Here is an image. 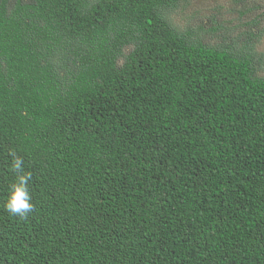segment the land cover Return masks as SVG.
Segmentation results:
<instances>
[{"label": "trees", "instance_id": "1", "mask_svg": "<svg viewBox=\"0 0 264 264\" xmlns=\"http://www.w3.org/2000/svg\"><path fill=\"white\" fill-rule=\"evenodd\" d=\"M183 1L0 0V264H264L259 20L212 43Z\"/></svg>", "mask_w": 264, "mask_h": 264}, {"label": "rangeland", "instance_id": "2", "mask_svg": "<svg viewBox=\"0 0 264 264\" xmlns=\"http://www.w3.org/2000/svg\"><path fill=\"white\" fill-rule=\"evenodd\" d=\"M172 17L181 29L191 28L212 43L241 34L249 29L248 23L258 19V25L252 26L257 34L254 44L257 52L264 53V0H187L173 11ZM214 20L221 28L209 31ZM259 74L264 76V64Z\"/></svg>", "mask_w": 264, "mask_h": 264}, {"label": "clouds", "instance_id": "3", "mask_svg": "<svg viewBox=\"0 0 264 264\" xmlns=\"http://www.w3.org/2000/svg\"><path fill=\"white\" fill-rule=\"evenodd\" d=\"M10 155L13 156L12 170L17 173V176L15 181L10 185L4 207L11 215L26 219L28 214L34 209L29 190L31 173L25 172L23 158L16 156L15 153H10Z\"/></svg>", "mask_w": 264, "mask_h": 264}]
</instances>
